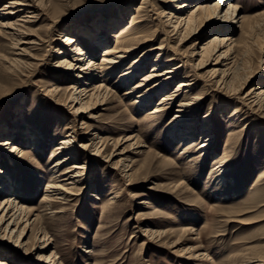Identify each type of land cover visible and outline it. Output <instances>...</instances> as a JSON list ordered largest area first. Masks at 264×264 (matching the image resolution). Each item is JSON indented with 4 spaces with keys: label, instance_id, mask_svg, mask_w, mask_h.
Here are the masks:
<instances>
[{
    "label": "rangeland",
    "instance_id": "rangeland-1",
    "mask_svg": "<svg viewBox=\"0 0 264 264\" xmlns=\"http://www.w3.org/2000/svg\"><path fill=\"white\" fill-rule=\"evenodd\" d=\"M11 1L25 5L9 7ZM181 1L0 0V169L6 173L0 172V184L8 189L0 191V202L19 203L0 224L1 261L251 264L259 259L264 264V109L248 96L254 87H264V0H225L220 8L218 0H194L188 13L197 3L212 11L199 12L195 31L183 40L168 25ZM135 22L134 31L151 41L107 70L104 50L113 49L121 29ZM216 33L230 34L248 50L224 84L217 80L229 66H219L218 50L193 57L194 42H209ZM65 36L78 39L87 52L84 60H77L82 56ZM173 52L181 59L169 64ZM158 56L156 73L183 67L152 101L136 103L140 93L126 92L155 72ZM140 57L144 69L121 83L120 76ZM63 59L96 63L93 75L86 76V88L97 87L85 100L88 113H80L76 103L83 80L73 74L82 70L68 68ZM189 73L197 74V83L184 96L200 102L195 120L189 119L191 135L183 139L185 132L177 133L172 124L175 106L159 117L150 112ZM70 134L68 149L75 159L64 167L84 166L74 184L69 177L62 181L66 176L55 168L70 152L58 149ZM209 135L212 145L202 149ZM53 184L73 188L74 194L47 202L46 188ZM22 204L23 219L18 217V226L12 221L5 233L10 214Z\"/></svg>",
    "mask_w": 264,
    "mask_h": 264
},
{
    "label": "bare ground",
    "instance_id": "bare-ground-1",
    "mask_svg": "<svg viewBox=\"0 0 264 264\" xmlns=\"http://www.w3.org/2000/svg\"><path fill=\"white\" fill-rule=\"evenodd\" d=\"M178 1L179 0H174V2H178ZM192 1H194V0H183V1H181V4L178 6L179 10L177 11V13H174L173 11L170 12L169 21H171V22H168V25L173 27L174 33L177 30L176 34H178L179 36L182 37L181 40H183L186 36H188L190 33L195 31V27H192V26H195L194 24L197 23V21L199 19L198 18L199 12H207L209 10L212 11L211 6L202 5V4L197 3V5H196L197 10H193L192 12L188 13L189 10L187 8L190 7V5L192 4ZM222 1H225V0H218L215 3V5H217V8L221 7ZM10 4L8 5L9 7H13L14 5H25L24 2H21V1L20 2L11 1ZM229 10H234V13L236 12V8L232 4H230ZM8 13H13V11H10ZM177 14H180V16ZM226 17H228V16H226ZM174 18H176L178 20L173 21ZM136 25H138V23L126 25L124 28H122L121 34H119L117 36V39L119 41H117L116 46L113 49L104 50V55H103L104 57L102 59V63L105 65H111L110 67L107 68V70L110 69V71H112L111 69L112 68L114 69V67L119 65V63H124V61H122V59L130 56L131 53H133L134 51H136L138 49L137 47L139 45H143L144 43L151 41V40H149L150 39L149 36L147 34H145L143 31H139V32L134 31V29L136 28ZM189 30H190V32H189ZM65 37L66 38L64 39V41L67 42L68 44H71V46L73 45L72 48L75 51V53L78 54L79 56H82L81 58H79L77 60L79 62L84 60L85 59L84 56L87 55V52H85L84 49L81 48V46L79 45L78 39H74L72 36H65ZM89 41H92L91 38L89 39ZM99 42H100V44H104V45L107 43L105 40L99 41ZM89 44L95 45L94 42H91ZM193 47L195 49L193 52V57L195 55H199L202 58H204L206 56H210V55L214 54L217 50L219 51L220 58H219V61L217 63H220V65L219 64L218 65L223 66V67L229 66L227 69H223V70H221L217 67L214 71L215 73H217L221 70L222 76L217 81H218V83H222V84L227 83L226 78H227V76H229L231 67L234 66L235 62L238 60V57L243 55V54L248 53V50L247 51L243 50V44L238 42L236 39H233V36H230V34L223 35V37H222V35H218L216 33L213 36V39H211L209 42H203V39L201 41L196 40L193 44ZM156 49H163V46H159ZM198 49H200V51H198ZM160 54H161V52H160ZM160 54H159V56H160ZM178 54H179L178 52H173L172 56H170L166 62L169 64L174 63L177 59H179ZM143 56H145V54H143L142 57ZM159 56L157 57V59H155V64L152 68V72H154V71L155 72L146 76V77H143L142 81L139 84L132 86L126 92V94L140 93L139 95L136 96V101H135L136 103H139V104L142 103V104L146 105L150 102V100L152 101V99L154 98L155 95L160 93L162 90L166 89L167 83L172 80V78L175 74L180 73L179 72L180 67H183L180 63L174 67H171V68L167 67V68H165L164 71L156 73V71L160 69L157 67L161 62L158 60ZM142 57L135 60L133 62V65H131L129 68H127V73H123L120 76L121 83L122 82L125 84L129 83L136 76V75L131 76L132 74H134V73L136 74L138 71H140V68H141V70L144 69V66H143L144 64H142L144 60ZM224 59H226L228 61H225ZM68 61H69L68 59H63L62 63L67 64ZM87 61H89V63L87 65H76V64L74 65L70 61H69L70 63L67 64V67L71 68L72 70L75 67L76 68L79 67V69L82 70V72H79V73L77 70V71H75L76 73L73 74V78L83 80V85L80 88L81 90L79 91L80 95L76 97L77 98L76 103L80 104L78 109H79L80 113H82V114L89 112V111H87V109H89L90 106L87 104V102L85 100L87 98L90 99L93 95V93H90V92L94 89H97V87H95L94 89L86 88V85H89V84H87V80H89V78L86 76L87 75L92 76L93 73L90 74V72L94 68H96V65H95L96 63H94L92 61V59L87 60ZM169 66H171V65H169ZM159 67H161V66H159ZM83 71H86V72L83 73ZM108 73H110V72H108ZM84 74H85V77H84ZM196 75H197L196 73L186 74L184 79L178 82L176 89H175V92L171 93V94L169 93V94L163 96L162 99L159 101L158 105L156 107H154L153 110H151V112H150V115H153L155 117L156 116L159 117L161 114H164L165 112H169V110H172L175 106L177 109L175 110L176 114L173 116L174 119H172V124L177 129V133H182V132L184 133L185 132V134H180V135H182L183 139L185 136H188V134H190V133L186 132L189 130L188 129V126L190 125L189 121L195 120L194 118L197 115L196 114L197 113L196 112L197 105L200 102V98H198V97L193 96L192 98H186L184 96L187 94V92L190 90V88L197 83L196 77H198V76H196ZM152 81L153 82L155 81V84L154 85L152 84L153 86H150V83ZM148 86H150V87L148 88ZM146 87L148 89H144ZM98 88H102V85H99ZM137 89L138 90L140 89V90L138 91ZM84 92H86V93H84ZM250 94H252V96L255 97V99L257 100L256 103L259 102L261 104L260 105L261 108L264 109V87L263 86L262 87L256 86L251 91L248 92V96ZM81 98H83V99H81ZM176 101H177V103H176ZM244 104H246V103H244ZM254 105H256V104H254ZM87 117L92 118L91 114L87 115ZM207 118H210V115H208ZM186 120H188V121L184 125H180V123H183ZM208 122L209 121H206V123L204 124L205 127H206V125H209ZM206 132L210 133L212 131L208 127V128H206ZM175 135H178V134H175ZM209 136L210 137H208V136L204 137V139H203L204 144L201 146L202 149H205L204 147H206V146L212 145L213 136H211V135H209ZM66 137L67 138L61 143V147H59L58 149H60V148L68 149L69 147L70 148L72 147V146H70L71 139L69 138V137H71V134L66 136ZM95 139L96 138H93V144H95L94 143ZM198 143H201V142H198ZM2 145H8V142L3 143ZM103 145L99 149H97L98 153L101 152V148L103 147ZM0 149L2 150V148H0ZM5 150H7V149H5ZM64 152H69V154L63 156L62 160L57 162V164L55 165L56 171L59 172L58 174L61 177L66 176V177H64V179L62 181L66 180L67 177H69L68 179L74 180L73 182H69V184L70 183L74 184L76 182H79L80 180H78L77 178L82 176L81 169H83L84 166H82V164L79 162H73L71 165L64 167L65 164H63V163H66L70 160L75 159V157L71 153L72 152L71 150L68 149L67 151H64ZM203 152H205V151H203ZM0 172H1V174H6L3 171V169H0ZM53 176L54 175H52V177ZM46 189H47V192H49L45 196V200L47 202L53 201V200L55 201L56 199H59V197H60V199H66V197L69 196L67 194L70 193L71 195H73L74 194L73 190H75L73 188H71V189L68 188L70 190L65 189L60 184L59 185H54V184L48 185V187ZM4 190H8V189L6 187V184L2 183V184H0V191H4ZM64 194H66V195H64ZM57 195H60V196L58 197ZM12 201H15V200L9 199L6 202L5 201L0 202V208L4 205L0 211V214H1L0 224H2V223L5 224L7 222L4 220L8 217L11 209H15V208L19 207V203L12 202ZM8 204H9V206H8ZM24 209H26V207L22 204L20 206V208L18 210H16L15 213L12 214V216L10 214V218H9L10 221L6 225L5 233H7V231H11L9 229V227H10V224L12 221H14V223L17 222L16 220L18 219V217H20V220L23 219L22 214L24 211H22V210H24ZM18 223L19 222H17V226H18ZM26 226H27V224L25 225V227ZM259 261H262V260L257 259V260L250 261L249 263L258 264ZM0 264H6V263H4L3 261L0 260Z\"/></svg>",
    "mask_w": 264,
    "mask_h": 264
}]
</instances>
